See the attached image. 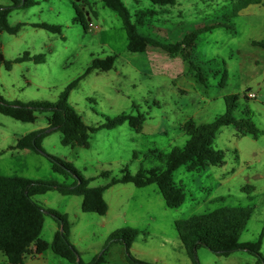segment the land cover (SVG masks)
Returning <instances> with one entry per match:
<instances>
[{
    "label": "rangeland",
    "instance_id": "1",
    "mask_svg": "<svg viewBox=\"0 0 264 264\" xmlns=\"http://www.w3.org/2000/svg\"><path fill=\"white\" fill-rule=\"evenodd\" d=\"M33 5L14 9L9 23H24L20 31L1 34L3 53L15 60L26 52L45 54L46 62H15L11 70L0 66V96L8 101L56 102L66 86L81 78L71 91L69 102L89 125H100L106 117L127 113L145 117L144 128L137 132L129 123L113 129H100L89 139V146H65L62 133L54 131L44 138V150L71 162L90 179V186L107 184L140 169H164L165 156L174 147H183L188 135L183 125L189 119L212 122L226 113V97L238 94L236 118L249 117L260 134H238L235 125L223 126L213 147L225 152V163L191 171L180 166L173 179L182 186L186 199L171 208L156 184L137 187L119 183L105 192L109 204L106 214L82 210V196L64 195L50 190L35 196L45 208L67 214L71 223L70 241L86 264L105 252L101 264H133L120 242L109 244L117 229L138 231L130 253L150 264H195L187 254L175 222L194 214L223 207H253L254 213L240 242H256L264 227V49L252 44L264 40V1L251 4L233 16L236 32L224 27L203 32L197 39L193 61L207 75L206 84L190 71L181 55L161 49L146 52L128 50L127 33L119 14L103 0H31ZM139 29L165 42L181 40L185 34L212 20H222L241 0H177L160 6L150 0H123ZM11 0H0V6ZM92 21L96 30L76 21ZM47 22L61 25V33L32 26ZM115 55L109 71L85 74L95 58ZM227 71L225 85H220ZM255 94V97L250 96ZM48 113L39 112L35 122H22L0 113V175H19L33 180L72 184L74 178L52 169L45 155L32 150L12 149L19 138L48 127ZM108 172L109 176L102 175ZM254 189H247L246 186ZM222 197L224 199H222ZM59 222L46 213L41 238L51 242ZM108 249L106 250V248ZM264 255V238L261 247ZM198 264H264L248 250L228 256L214 253L206 246L197 250ZM0 264L7 258L0 255ZM25 264H77L58 256L51 249L31 254Z\"/></svg>",
    "mask_w": 264,
    "mask_h": 264
},
{
    "label": "trees",
    "instance_id": "2",
    "mask_svg": "<svg viewBox=\"0 0 264 264\" xmlns=\"http://www.w3.org/2000/svg\"><path fill=\"white\" fill-rule=\"evenodd\" d=\"M103 1L122 18L127 33V47L130 52H146L151 48H157L172 56L181 54L189 62L190 71H196L198 80L206 84L208 81L207 75L193 61L194 49L199 35L203 32L212 31L217 27H224L231 33H235L236 27L232 22L233 16L238 15L239 11L247 8V6L261 4L264 0H241V4L234 6L232 12L223 16L222 20L208 21L188 32L181 40L176 42H165L142 32L137 23L132 21L131 12L123 0ZM150 1L160 6L174 5L177 2V0ZM33 4L34 2L31 0H11V5L0 6V66L4 65L7 70H11L15 62L29 60H34L36 63L46 62V55L43 53L32 56L29 52H26L15 60H8L3 53L1 34L4 31L16 34L24 25V23H19L11 26L9 23L10 12ZM77 12L78 16L75 20L81 22L87 29L88 25L83 20L80 11L77 10ZM32 26L54 33H61L62 31L61 25L47 22L32 23ZM252 44L264 49V40H253ZM115 61V55L95 58L85 74H89L93 70L109 71L114 67ZM226 77L227 71H224L220 85H225ZM80 79L77 78L69 83L56 102L8 101L0 96V113L16 120L35 122L39 112L48 113V127L22 136L12 149H30L41 153L49 158L53 171L75 179L72 184H66L56 181L33 180L19 175H0V255L6 256L7 264H25V258L28 255L33 253L42 254L49 249L70 262L86 264L82 261L79 251L69 239L71 223L67 214L43 207L35 200L36 195L44 194L50 190H57L64 195H79L82 196V210L84 212H95L104 215L109 210L105 192L110 187L118 183H132L137 187L156 184L166 205L171 208H178L185 202L186 193L184 188L174 181L173 173L182 165H187L191 171L210 165H223L225 163V152L213 147L215 138L223 126L235 125L238 134L242 135L249 133L257 137L261 132L251 118H236L233 115L240 97L238 94H231L226 97V113L218 116L212 122L197 123L194 119L185 122L183 129L189 138L183 147H174L165 156L166 165L164 169H140L135 175L124 169L122 176L112 178L107 184L90 186V179L85 178L71 162L51 155L44 150L42 146L44 138L54 131H60L63 145L88 147L91 135L100 129H113L127 122L137 132H141L146 119L142 114L122 113L113 117H106L100 125H89L69 102L70 93L77 86ZM102 175L109 176V173L104 172ZM245 188L254 189L250 185ZM222 199L224 198L222 197ZM46 213L50 214L60 224V229L57 230L51 242L40 237ZM253 213V207H223L211 212L194 214L187 219L177 220L175 227L184 249L195 264H198L197 250L201 246H206L214 253L223 256H228L237 250H248L258 257L259 262L264 263V255L261 253L264 227L256 242H240L241 235ZM138 234V231L132 228L117 229L110 235L109 244L120 242L125 245L129 259L133 264H150L130 253V248ZM105 261L104 252L89 264H101Z\"/></svg>",
    "mask_w": 264,
    "mask_h": 264
},
{
    "label": "built area",
    "instance_id": "3",
    "mask_svg": "<svg viewBox=\"0 0 264 264\" xmlns=\"http://www.w3.org/2000/svg\"><path fill=\"white\" fill-rule=\"evenodd\" d=\"M88 29L93 31V30L98 29V26L95 25L92 21H90V22L88 23ZM250 96L255 97L256 95L253 93V94H251Z\"/></svg>",
    "mask_w": 264,
    "mask_h": 264
},
{
    "label": "crops",
    "instance_id": "4",
    "mask_svg": "<svg viewBox=\"0 0 264 264\" xmlns=\"http://www.w3.org/2000/svg\"><path fill=\"white\" fill-rule=\"evenodd\" d=\"M246 9V8H245ZM18 150H28V149H18ZM30 150V149H29ZM119 184V183H118ZM125 184V183H124ZM117 185V184H116ZM115 186V185H114ZM113 187V186H112ZM111 188V187H110ZM108 190V189H107ZM106 190V191H107Z\"/></svg>",
    "mask_w": 264,
    "mask_h": 264
}]
</instances>
